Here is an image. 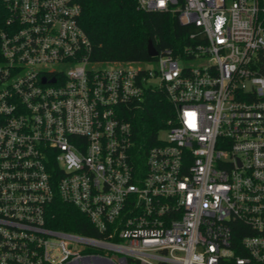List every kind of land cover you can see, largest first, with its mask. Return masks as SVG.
I'll return each instance as SVG.
<instances>
[{
	"label": "built area",
	"instance_id": "1",
	"mask_svg": "<svg viewBox=\"0 0 264 264\" xmlns=\"http://www.w3.org/2000/svg\"><path fill=\"white\" fill-rule=\"evenodd\" d=\"M136 1L204 41L99 62L79 0H0V264H264V0ZM156 89L174 113L138 142Z\"/></svg>",
	"mask_w": 264,
	"mask_h": 264
},
{
	"label": "trees",
	"instance_id": "2",
	"mask_svg": "<svg viewBox=\"0 0 264 264\" xmlns=\"http://www.w3.org/2000/svg\"><path fill=\"white\" fill-rule=\"evenodd\" d=\"M80 23L92 43L91 58L99 62L153 61L148 55L152 40L159 52L167 49L174 55L196 42H203L200 29L182 24L178 13L147 11L136 0H79ZM198 33L195 39L190 35ZM174 113L173 104L163 89L153 90L128 114L138 142L153 144L168 127ZM50 224L80 234L101 236L89 219L74 205L56 200L51 208Z\"/></svg>",
	"mask_w": 264,
	"mask_h": 264
},
{
	"label": "water",
	"instance_id": "3",
	"mask_svg": "<svg viewBox=\"0 0 264 264\" xmlns=\"http://www.w3.org/2000/svg\"><path fill=\"white\" fill-rule=\"evenodd\" d=\"M159 54L158 49L156 48V46L154 45L152 40H149L148 43V55L152 58H156Z\"/></svg>",
	"mask_w": 264,
	"mask_h": 264
},
{
	"label": "rangeland",
	"instance_id": "4",
	"mask_svg": "<svg viewBox=\"0 0 264 264\" xmlns=\"http://www.w3.org/2000/svg\"><path fill=\"white\" fill-rule=\"evenodd\" d=\"M193 62H182L181 61V65H184V64H186V65H188V64H192ZM144 65H146V66H150V67H152V69H155L156 68V63L155 62H152V63H145Z\"/></svg>",
	"mask_w": 264,
	"mask_h": 264
}]
</instances>
